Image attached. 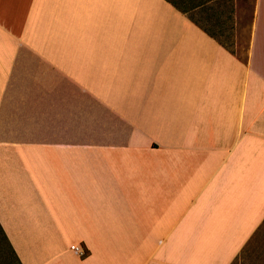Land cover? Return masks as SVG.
I'll list each match as a JSON object with an SVG mask.
<instances>
[{
  "label": "crops",
  "instance_id": "crops-1",
  "mask_svg": "<svg viewBox=\"0 0 264 264\" xmlns=\"http://www.w3.org/2000/svg\"><path fill=\"white\" fill-rule=\"evenodd\" d=\"M238 3L0 0V264L233 263L264 223V0L245 58Z\"/></svg>",
  "mask_w": 264,
  "mask_h": 264
},
{
  "label": "rangeland",
  "instance_id": "rangeland-1",
  "mask_svg": "<svg viewBox=\"0 0 264 264\" xmlns=\"http://www.w3.org/2000/svg\"><path fill=\"white\" fill-rule=\"evenodd\" d=\"M238 2L240 10L238 12L240 18V43L235 47L232 39L233 30L227 29L226 31L219 32L217 35H219V40L230 49L236 51L239 57L245 58L253 0H238ZM228 4L229 3L223 5L220 11L222 14H225V16L229 11ZM232 264H264V223L257 230L252 241L239 253V255H237Z\"/></svg>",
  "mask_w": 264,
  "mask_h": 264
},
{
  "label": "built area",
  "instance_id": "built-area-1",
  "mask_svg": "<svg viewBox=\"0 0 264 264\" xmlns=\"http://www.w3.org/2000/svg\"><path fill=\"white\" fill-rule=\"evenodd\" d=\"M73 251L80 257H84L86 255L85 249L79 244L73 246Z\"/></svg>",
  "mask_w": 264,
  "mask_h": 264
},
{
  "label": "trees",
  "instance_id": "trees-1",
  "mask_svg": "<svg viewBox=\"0 0 264 264\" xmlns=\"http://www.w3.org/2000/svg\"><path fill=\"white\" fill-rule=\"evenodd\" d=\"M231 52H235L233 49H230L229 47H227ZM256 234V233H255ZM255 235H253V237H251V239L249 240V242L245 245V247L252 241V239L254 238ZM244 247V248H245ZM243 248V249H244ZM234 262V261H233Z\"/></svg>",
  "mask_w": 264,
  "mask_h": 264
}]
</instances>
